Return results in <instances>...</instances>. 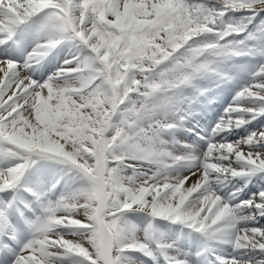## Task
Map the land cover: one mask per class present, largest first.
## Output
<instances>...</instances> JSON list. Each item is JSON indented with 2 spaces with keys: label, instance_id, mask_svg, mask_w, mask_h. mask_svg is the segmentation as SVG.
I'll use <instances>...</instances> for the list:
<instances>
[{
  "label": "snow or ice",
  "instance_id": "obj_1",
  "mask_svg": "<svg viewBox=\"0 0 264 264\" xmlns=\"http://www.w3.org/2000/svg\"><path fill=\"white\" fill-rule=\"evenodd\" d=\"M0 264H264V0H0Z\"/></svg>",
  "mask_w": 264,
  "mask_h": 264
},
{
  "label": "rangeland",
  "instance_id": "obj_2",
  "mask_svg": "<svg viewBox=\"0 0 264 264\" xmlns=\"http://www.w3.org/2000/svg\"><path fill=\"white\" fill-rule=\"evenodd\" d=\"M236 15H240V14H236ZM73 53L69 51L67 46L58 48L56 51H54L50 56H49V60H52L53 58H56L54 65H52V67H50L49 69H41L39 72H41V74L39 75L40 77L38 79L43 80V79H47L49 76L52 75L53 72L56 71V68L63 63V60L65 58H69ZM258 58H251V57H242L239 58L237 60V63H247V62H255ZM36 71V69H35ZM230 71L233 73V75H236L235 69H230ZM34 73V72H33ZM239 80L238 81H234V83L230 84V85H220L219 87H217L215 85V82H198L199 86L202 87H207L209 88V91L206 93L205 96L200 97V102L198 103L201 107H206L205 105L207 104V101L210 100H214L215 98H213L211 96V91L214 90L218 96H220L222 99L225 100V102L221 105V106H216V108H218V111H216L213 115L212 118L210 119L209 123L205 125V129L204 130H195V133H199L201 137H205L207 136L210 132H211V128L215 125V123L219 120L220 116L224 114V109L228 107V104L231 102L232 100V96L235 95V91L239 90V87L244 84L247 81V76L244 74H240L237 77ZM225 87L230 88L231 91H223L222 89H224ZM197 110L194 108V114L196 113ZM205 118L203 117L202 120H204ZM255 124V121L253 122ZM185 127H189V122L187 121L185 123ZM252 126H250L249 128H251ZM194 132H190L189 138L191 139L192 143H193V137L195 136ZM185 134V131H183V129L177 130L175 132V136L176 137H181ZM240 135L246 134L244 133V131L239 133ZM239 138V137H237ZM192 143H188V144H192ZM202 145V146H201ZM198 147H200V150L202 151L204 147H206V143H204L203 140H201L200 144L197 145ZM236 183V182H234ZM233 183V184H234ZM242 183V181H241ZM233 184L227 183L222 187V191L225 195H227V193L231 190V188L233 187ZM255 186L252 188V190H255V188L259 187V184H254ZM238 186V184H237ZM26 195V194H25ZM237 198L239 199H243L246 198L245 195H241V193L238 194ZM30 215V214H29ZM133 221L138 225V226H142L146 223L145 218L143 217V214H139L137 215V217H132ZM161 224H164L165 222H160ZM171 232H170V238H174L175 234L177 232H180L182 230L183 234L187 235V233L189 232L188 229L186 228H181L179 225L178 226H174L171 225L170 226ZM192 239L197 240L194 236V233L192 234Z\"/></svg>",
  "mask_w": 264,
  "mask_h": 264
},
{
  "label": "bare ground",
  "instance_id": "obj_3",
  "mask_svg": "<svg viewBox=\"0 0 264 264\" xmlns=\"http://www.w3.org/2000/svg\"><path fill=\"white\" fill-rule=\"evenodd\" d=\"M55 62V58H53L51 61H45L44 63V68L49 69ZM33 78L37 79L39 76L37 74H33ZM239 79L237 78L236 81H238ZM202 82H207V80H201ZM199 82V83H200ZM212 82V81H210ZM211 96L213 98H215L214 100H210L207 101V104L205 105L206 107H201L198 104L195 105V109L197 110V114H194L192 117L189 118V127H193L195 130L196 129H201L204 130L205 129V125L209 123L210 119L212 118V115L218 111V108H216V106H221L225 100L222 99L220 96H218V94L212 90L211 91ZM203 117L205 118L204 120ZM254 124V123H253ZM246 126V127H250ZM244 131L242 128L241 129H233V133L239 134L240 132ZM189 132L185 131V134L181 137H179L178 139L182 140L184 143H191V141L189 140V136H188ZM236 134H224L226 136L227 139H237L238 135ZM229 182H225V184H227ZM234 182L230 183L233 184ZM255 185L254 184H250L249 185V189H252ZM248 191V189L245 190L244 193H241V195H245V193ZM136 214L134 217H137ZM177 226V225H174ZM180 226V225H179ZM195 238L197 239V234L194 233ZM193 241H196L195 239H193Z\"/></svg>",
  "mask_w": 264,
  "mask_h": 264
}]
</instances>
